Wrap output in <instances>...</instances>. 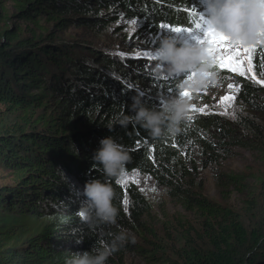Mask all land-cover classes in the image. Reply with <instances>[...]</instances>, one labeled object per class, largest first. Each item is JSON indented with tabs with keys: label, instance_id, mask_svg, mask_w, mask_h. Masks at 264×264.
<instances>
[{
	"label": "rangeland",
	"instance_id": "1",
	"mask_svg": "<svg viewBox=\"0 0 264 264\" xmlns=\"http://www.w3.org/2000/svg\"><path fill=\"white\" fill-rule=\"evenodd\" d=\"M56 1H62L63 6H75L61 13L66 15L67 20L60 26L55 25L54 19L45 18L49 11L62 6L60 3L52 5L47 2L42 4V11H34L22 8L23 0H0V33L7 30L9 36L16 35L18 40L35 39L38 33L41 34V37L37 38L42 39L41 41L37 42L35 39L25 47L15 48L14 56L26 51L29 57L37 55L45 60L44 70L47 73L39 70L37 74L39 78L46 74L44 80L48 79L49 83L52 78L55 79L61 88L58 97L65 96V103L66 100L71 101L67 104L70 107L69 112L60 114L59 104L51 103L52 93L46 89L45 84H41L39 88L32 85L30 94H43L42 100L44 103L47 101V106L16 110L7 109L0 103V126L16 123L25 131L34 126L40 133L46 121H49L55 124L56 128L65 130L67 142L64 144H70L79 155L87 159L86 162L78 164L80 168L86 169L84 173H79V167L71 164V161L67 164L73 167V170L62 169L60 175L62 184L66 186L62 188L64 192L75 190V193L82 197L80 201H84V182L88 181L90 176L94 175L93 179L97 176L96 172H93L96 167L86 165L90 163L88 156L93 157L94 154L90 152L89 147L98 149L99 141L105 137L101 138L105 131L125 130L129 136L135 134V130L129 129L130 122L126 127L118 123L123 116L120 114L126 110L125 106H131L133 96L142 98L149 108L159 109L166 99L183 91L190 93L188 97L192 105L191 119L180 124L179 132L169 133L165 130V136L159 137V140H162L161 145L149 147L148 144L146 147L147 143L142 144L144 140H134L133 144L128 146L122 143V138L117 140L113 135H109L126 149H138V146L144 145L143 152H148L144 167L130 171L126 169L122 178H116L122 188L121 196H125L128 201L127 204L124 201L123 209L126 210L124 217L128 226L121 229L130 238H135V243L132 244L130 239L129 245L123 246L124 263L166 264V258L176 257L171 250L152 256L147 243L133 233V228L138 225L147 231L144 236L151 240L167 236L163 231L165 223H168V226H165L169 232L175 233L177 229H182L180 221L199 227L198 223L203 221L204 215L196 210H185L173 195L175 188L183 186V182L191 184L194 189L201 191L214 202L235 210L242 216L247 230L262 223L264 163L261 138L264 136V94L256 93L245 100L239 95L242 86L247 84L264 88V84L257 82L264 80V44L257 45L253 56L252 65L256 79L247 71L240 75L227 68L221 69L217 56L222 53L215 52L212 54L215 81L193 92L186 87L180 88V80L187 79L186 73L181 78L178 75H167L163 69L158 72L157 59L152 60L144 56V53L150 52L155 56L158 42L165 35L171 36L178 44L185 41L195 42L189 33L165 32L161 25L194 26L200 16H193L192 12L197 10L204 13L203 0H184L183 3L174 4L169 0H132L127 9L119 7L113 0L104 3V7L99 5V0ZM147 3L149 7L146 6ZM169 14L176 17L177 21L167 17ZM184 17L186 21H182ZM133 20L138 23L132 24ZM181 22L187 25L180 26ZM8 42L0 36L1 46ZM16 45L18 47V42L15 41L10 49ZM206 46L209 48L211 45ZM41 47L45 49L42 51ZM239 48L243 57L244 47ZM45 50L52 54L49 55ZM106 60L117 63L110 66ZM256 61L258 66L254 65ZM243 66L247 69L246 59ZM6 71L10 75L8 68ZM86 76L93 78L90 81L82 80ZM106 80L112 85L111 90L120 96L119 99L112 100L103 95L102 89H105L106 84L102 81ZM172 83L173 86H168ZM229 85L234 87L229 88ZM168 89L174 91L169 92ZM80 96H88L91 98L90 102H93L87 105L84 111L81 110L82 107L78 109L74 105L78 106L77 99L73 97ZM227 96H235V99L222 102V98ZM257 104L261 110L256 109ZM201 108L204 112L198 111ZM213 119H217L224 126L223 133L214 126ZM100 124L103 130L95 131ZM250 125H254L256 129L252 130ZM22 174L23 172L0 167V191L17 185ZM233 174L239 175V182L231 183L229 176ZM128 187L134 189L143 202L139 198L135 201L131 191L127 190ZM64 192L59 194L68 198L70 192L66 193L67 195ZM42 196L46 197L47 194ZM40 202L42 205H52L55 212L65 213L68 208L67 203L55 202L49 198ZM134 211L142 213V217L137 220ZM139 244L144 246L145 250H140L137 246ZM243 251H246V246Z\"/></svg>",
	"mask_w": 264,
	"mask_h": 264
},
{
	"label": "trees",
	"instance_id": "2",
	"mask_svg": "<svg viewBox=\"0 0 264 264\" xmlns=\"http://www.w3.org/2000/svg\"><path fill=\"white\" fill-rule=\"evenodd\" d=\"M113 1L118 3L119 7L127 9L132 0ZM47 2L52 5L58 3L62 5L63 3L56 0H23L21 7H26L27 10L42 11V4ZM99 2V5L104 7L103 4L108 0H99ZM169 2L174 4L185 1L169 0ZM146 6L149 7L148 3ZM142 7L145 8V6ZM73 8L75 6L69 4L59 6L49 11L45 18L54 19L56 26L63 25L67 19L66 15H61V13ZM151 14L153 13L151 12ZM167 17L177 21V18L171 14ZM182 21H186V18L184 17ZM183 23L181 22L179 25H187ZM196 23H200V19H197ZM192 27L195 28V25ZM8 34L7 30L0 33V36L9 41L5 46L0 45V103L5 105L7 109L16 110H25L39 105L46 107L47 101L43 102V94L38 92L36 96L30 94L32 85L39 88L41 84H45L46 89L52 93L53 102L51 103L59 104L61 115L67 114L68 108H70L67 104H70L71 101L66 100L65 103V96L58 97L61 91L58 83L53 78L51 83L48 79L45 81L46 74L40 78L37 74L39 70L47 73L44 70L46 68L45 60L40 59L37 55L29 57L26 51H22L17 56H14L13 53L15 48L31 44L32 41L41 37V34L38 33L35 39L31 40H18L16 35L9 36ZM41 40L39 38L37 42ZM12 41L13 43L18 42V47L16 45L10 49L13 44H11ZM41 49L43 51L45 48L41 47ZM47 53L52 54L49 50ZM36 54L40 55L39 53ZM48 58L51 57L48 56ZM106 61L110 66L117 63L110 60ZM259 63L262 64V62ZM254 65L258 66V62L256 61ZM6 68H8L10 75L7 74ZM92 78L86 76L82 80L90 81ZM102 82L106 84L105 89H102L103 95L112 100L120 98L111 90L112 85L107 80ZM173 85V83L168 84V86ZM256 93L264 94V88L255 84H247L242 86L239 97L245 100L248 96H253ZM73 98L77 99L78 106L74 105L78 109L82 107V111L87 105L93 103L90 102L91 98L88 96L87 98L86 96ZM62 99L64 100L61 101ZM146 106L148 107V105ZM258 106L260 105L257 104L256 109L261 110ZM125 108L126 110L120 115L134 117L131 106L126 105ZM130 123L129 129L135 130L133 136H129L125 130H117V132L105 131L101 138L113 135L117 140L122 138V143L128 146H131L134 140L140 142L144 140L142 144L147 143L146 147L148 144L149 147L162 144L161 138L162 135L165 136V131L159 140V137H152L144 127L134 120ZM212 123L218 127L220 133L224 132V126L217 119H213ZM250 126H252V130L256 129L254 125ZM101 127L100 124L95 131L103 130ZM30 130L25 131L16 123L0 126V167L12 169L15 172H23V176L17 185L0 191V264H67L75 252L92 251L100 247L103 242L110 243L115 234L123 232L121 228L128 226L127 219L124 217L126 210L123 211L125 196H121L122 188L116 182V178L106 177L102 171V166L95 165L92 156L89 155L90 163L86 165L96 167L93 172H96L97 176L94 179L98 178L102 182L109 183L114 190L113 204L118 209V216L115 224L90 223L82 220L77 214L82 205L80 201L82 197L76 194L75 190L73 192L67 188L70 193L62 190L66 186L62 184L60 173L63 168L73 170V167L67 164L68 161H71V164L78 168L79 162H86L87 157L79 155L70 144H64L67 142L65 130L56 128V125L49 123V121H46L40 133L36 131L34 126H31ZM144 145L138 146V149L127 148L131 157L128 165H126L128 171L144 167V161L148 155V152H143ZM261 146L264 163V136L261 138ZM32 148L35 149L32 150ZM89 149L92 153L97 150L92 146ZM78 171L84 173L86 169L79 167ZM93 176L88 177V180L93 179ZM229 179L231 183H237L239 182V175H230ZM127 190L131 191L135 201L139 198L143 202L142 197L134 189L131 190L128 187ZM62 191L65 194L69 193L68 198L59 194ZM46 194V197L42 196ZM173 195L177 197L185 210H196L204 215V219L198 223L199 227L197 228L192 224H185V222L180 221L179 224L182 225V229H177L176 233L169 232L168 223H165L167 226H163L165 227L163 231L167 236H162L156 240L144 236L147 231L139 225L134 227L133 233L147 243L152 256L171 250L176 257L166 258V264H264V220H261L262 223L256 228L247 230L242 216L237 214L235 210L214 202L186 182H183V186H177ZM47 198L55 202L67 203L66 212H55L52 205H42L40 201ZM134 213L137 220L142 217V213L136 211ZM127 245L129 243L125 244V246ZM137 246L140 250H145L144 246L140 244ZM245 246L246 251H243ZM106 264H125L123 246L108 258Z\"/></svg>",
	"mask_w": 264,
	"mask_h": 264
},
{
	"label": "clouds",
	"instance_id": "3",
	"mask_svg": "<svg viewBox=\"0 0 264 264\" xmlns=\"http://www.w3.org/2000/svg\"><path fill=\"white\" fill-rule=\"evenodd\" d=\"M202 23L215 32L226 36L237 47H253L264 44V0H203ZM157 71L161 69L170 76L184 77L180 88L198 91L216 79L213 70L214 60L206 44L185 41L178 44L171 36H162L155 49ZM131 110L134 117L122 116L121 126L134 120L149 134L160 137L165 130L169 133L180 131V124L190 117L192 105L188 96L178 94L166 99L159 109L147 107L142 98L133 96ZM100 147L93 154L95 165L102 166L106 177L122 178L131 157L127 149L113 137L107 136L99 141ZM114 190L107 182L99 179L88 180L83 187L84 201L78 211L86 222L115 224L118 209L113 204ZM134 237L125 232L114 235L112 241L103 242L92 251L75 252L67 264H106L108 258Z\"/></svg>",
	"mask_w": 264,
	"mask_h": 264
},
{
	"label": "snow or ice",
	"instance_id": "4",
	"mask_svg": "<svg viewBox=\"0 0 264 264\" xmlns=\"http://www.w3.org/2000/svg\"><path fill=\"white\" fill-rule=\"evenodd\" d=\"M192 15H199L200 19H203V13L193 10ZM138 21L133 20L132 24H137ZM161 28L164 29L165 32H175V33H189L195 42L201 44L211 45L208 48L210 54L215 52H221L222 54L217 56V61L219 63V67L221 69L227 68L232 72L239 73L240 75H244L245 71L252 73L253 79H256V74L253 69L252 61L254 53L257 50V46L248 47L243 49V57L241 56L240 48L234 46L230 43L229 39L217 32H215L212 28L206 27L203 23H196L195 28L191 25L188 27H170L168 25H161ZM144 56L149 57L152 60H156V56H152L150 52H145ZM247 60L248 67L244 68V60ZM258 83L264 84V80H257ZM234 87L233 85H229V88ZM169 92L174 91V89H168ZM180 94L189 96L190 93L188 91H183ZM235 96H227L222 98V102L225 100H234ZM200 112H204V109H198ZM191 119V117H189ZM128 201L125 200V204Z\"/></svg>",
	"mask_w": 264,
	"mask_h": 264
}]
</instances>
